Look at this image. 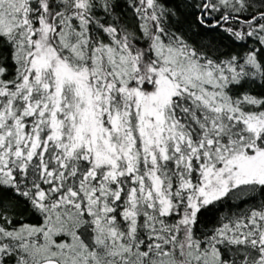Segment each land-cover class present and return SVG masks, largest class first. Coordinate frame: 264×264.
Listing matches in <instances>:
<instances>
[{"label": "snow or ice", "instance_id": "1", "mask_svg": "<svg viewBox=\"0 0 264 264\" xmlns=\"http://www.w3.org/2000/svg\"><path fill=\"white\" fill-rule=\"evenodd\" d=\"M0 264H264V0H0Z\"/></svg>", "mask_w": 264, "mask_h": 264}]
</instances>
